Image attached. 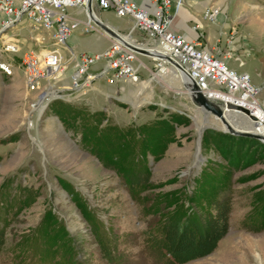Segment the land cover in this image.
I'll return each instance as SVG.
<instances>
[{
  "label": "rangeland",
  "instance_id": "rangeland-1",
  "mask_svg": "<svg viewBox=\"0 0 264 264\" xmlns=\"http://www.w3.org/2000/svg\"><path fill=\"white\" fill-rule=\"evenodd\" d=\"M179 4L184 16L196 23L190 27L196 26L201 46L227 54L226 67L246 74L259 90L258 103H264V0ZM207 10L217 11L213 21L205 18ZM68 13L85 20L75 10ZM94 14L122 36L132 26L130 18L112 11ZM72 33L76 41L69 49L74 55L93 53L104 42L106 46L109 35L102 29L84 34L81 27ZM130 37L150 47L144 35L135 32ZM4 38L15 42L16 52L3 51ZM49 43V34L31 30L24 18L0 34V264H161L152 246L164 218L174 212L203 215L208 209L203 196L209 181L200 184L204 173L216 179L225 176L228 228L210 255L185 264H264V149L249 140L237 143L236 136L223 133L220 121L191 103L181 82L159 75L156 62L141 56L137 58L148 71L139 68L136 86L97 81L80 100L69 101L65 76L62 83L42 84L39 91L28 93L21 56L49 48ZM61 53L68 71L69 51ZM143 85L142 102L136 106L133 94ZM55 92L58 97H51ZM75 112H101L100 129L110 126L129 134L175 117L169 141L156 158L145 154L141 168L148 172L146 187L130 193L113 169L85 149L79 133L62 122L66 118L78 127ZM233 118L239 128L249 129ZM198 127L202 159L193 167ZM113 139L114 134L103 139L104 148L112 147ZM97 236L113 250L114 263L101 258Z\"/></svg>",
  "mask_w": 264,
  "mask_h": 264
},
{
  "label": "built area",
  "instance_id": "built-area-1",
  "mask_svg": "<svg viewBox=\"0 0 264 264\" xmlns=\"http://www.w3.org/2000/svg\"><path fill=\"white\" fill-rule=\"evenodd\" d=\"M179 8V0H0V14L4 16L0 21V34L16 27L22 18L30 24L31 30L49 34V48L43 46L21 56L25 90L34 93L42 84L63 82L67 70L61 50H66L67 39L77 28L81 27L85 34L100 29L95 23L100 21L94 11L108 10L117 17H128L132 20L128 34L107 35L108 45L100 52L74 55L69 51L66 100H80L92 90L95 81L137 85L139 68L148 71L137 58L141 56L156 62L158 73L173 71L181 78L182 86L186 83L194 87L222 114L229 110L249 128L244 133L260 136L262 140H254L264 146V103L256 99L259 90L250 84L246 74H237L226 67L227 54L201 46L196 26L189 28L190 38L179 33L181 24H175ZM69 10L79 11L85 20L69 15ZM216 14V10H207L204 16L213 21ZM135 32L144 35L150 47L133 41L130 34ZM3 40V51H17L14 41ZM35 41L38 42V38ZM132 48L150 49L152 51L148 52L154 55H139ZM2 71L9 74L5 68ZM56 92L51 97L57 98ZM188 93L184 88V94L188 96Z\"/></svg>",
  "mask_w": 264,
  "mask_h": 264
},
{
  "label": "trees",
  "instance_id": "trees-1",
  "mask_svg": "<svg viewBox=\"0 0 264 264\" xmlns=\"http://www.w3.org/2000/svg\"><path fill=\"white\" fill-rule=\"evenodd\" d=\"M101 115V112L89 115L79 112L73 114V121L76 120L78 127L73 123H67L66 118H62V122L79 133L85 149L94 155L103 167L113 169L130 193L146 187L148 172L141 168L145 154L150 153L156 158L157 152L159 153L169 141L167 137L173 129L175 117H171L172 120L169 118L154 121L150 125L136 129L135 134H129L127 130L118 131L110 126L106 127L107 129H100L99 125L103 120ZM113 134L112 147L104 148L103 139ZM234 138L237 143L249 140L264 149L256 140L245 137ZM133 146L136 147L135 151ZM224 177L222 175L221 178L216 179L204 173L202 179L204 182L200 184L209 181L208 192L203 196L209 210L203 211V215L188 213L184 216L174 212L164 218L159 230V238L152 246L161 264H185L206 257L224 237L228 228L230 207L229 198L226 196L227 189L224 188ZM96 244L101 258L114 263L115 256L107 242L97 236Z\"/></svg>",
  "mask_w": 264,
  "mask_h": 264
},
{
  "label": "water",
  "instance_id": "water-1",
  "mask_svg": "<svg viewBox=\"0 0 264 264\" xmlns=\"http://www.w3.org/2000/svg\"><path fill=\"white\" fill-rule=\"evenodd\" d=\"M87 11L88 14H90V7L89 5L87 6ZM96 25L102 29L103 31L107 32L109 35L116 37V33L111 30L109 27H107L106 25H103L100 22H96ZM3 32H1L2 34ZM132 50L139 54V55H154L144 49H140V48H132ZM184 88H186L189 93H188V98L190 99L191 103L193 105H195L197 108L202 109L204 112L209 113L210 115H213L214 117H216L217 119L220 120L223 129H220L223 133H227L231 136H236V137H245V138H252V139H257V140H262V138L260 136L254 135V134H249V133H244V132H238L235 131L233 129H231L223 120V116H222V112L221 110L214 104H212L211 102L207 101L206 99H204L200 93L196 92L194 87H190L188 84H184L183 85ZM43 96L41 95L40 98H42ZM201 127H198L197 132H198V140H197V147H196V152H195V156H194V161L192 166L193 167H197L198 166V162L202 159L200 157V153H199V139H200V134H201Z\"/></svg>",
  "mask_w": 264,
  "mask_h": 264
},
{
  "label": "crops",
  "instance_id": "crops-1",
  "mask_svg": "<svg viewBox=\"0 0 264 264\" xmlns=\"http://www.w3.org/2000/svg\"><path fill=\"white\" fill-rule=\"evenodd\" d=\"M138 1H140V0H138ZM75 13L76 14H81L79 11H77V10H75ZM178 15H181V16H178ZM178 15H177V18L175 19V24L177 25V26H179L180 24V30H179V33L180 34H182V35H184L185 37H187V38H190L191 37V33H190V30H189V28H190V24H196L195 22H193V23H191V17L190 16H188V15H186L185 14V16H184V11L181 9V8H179V10H178ZM182 16H184V19L182 20ZM4 18V16L2 15V14H0V21L2 20ZM79 20V19H78ZM81 21H83V20H81ZM99 21H100V19H99ZM111 28H112V26H111ZM114 28V27H113ZM112 30V29H111ZM83 33V32H82ZM117 33V32H116ZM85 34V33H84ZM119 34V33H118ZM6 40H8V39H6ZM75 41H76V36L73 34V33H71L70 34V36H69V38L67 39V42H66V50L65 51H70V52H72L69 48H71L73 45H74V43H75ZM105 41V40H104ZM134 41V40H133ZM136 42V41H135ZM137 43V42H136ZM107 45H108V39H107V44H106V46H105V42H104V45L102 46V47H99V49L97 50V51H95V52H93V53H97V52H100L101 50H103L104 48H106L107 47ZM4 66H6V65H4ZM5 69H7L8 71H9V68L6 66L5 67ZM164 74H166L169 78H171V79H174V81L175 82H179L180 83V80H178L177 79V77L173 74V72L171 73V72H169V70L168 71H163V72H159V75H164ZM69 75V70L67 71V73H66V76H68ZM95 82H97V81H95ZM95 82H93V84H92V89L94 88V84H95ZM118 84H120V83H118ZM125 84H128V83H125ZM181 84V83H180ZM115 85H117V84H115ZM129 85H131V84H129ZM136 86V85H135ZM145 85H143L142 87L140 86L139 87V89H138V91H136L134 94H133V102H137L136 103V106H138L139 105V102H142V97H140V94H141V92L143 91V89L145 88L144 87ZM95 89V88H94ZM140 93V94H139ZM143 99H145V97H143ZM135 106V105H134ZM203 124H205V123H203Z\"/></svg>",
  "mask_w": 264,
  "mask_h": 264
},
{
  "label": "bare ground",
  "instance_id": "bare-ground-1",
  "mask_svg": "<svg viewBox=\"0 0 264 264\" xmlns=\"http://www.w3.org/2000/svg\"><path fill=\"white\" fill-rule=\"evenodd\" d=\"M5 40L7 39V38H4ZM148 51H152V50H150V49H148ZM171 72H173V71H171ZM173 74L177 77V79L178 80H180V82H181V78L179 77V76H177L174 72H173ZM182 85V84H181ZM199 110H200V108H198ZM228 109V108H227ZM202 110V109H201ZM203 111V110H202ZM229 110H227V112H225V113H223L222 114V116H223V120L225 121V123L231 128V129H233V130H235V131H238V132H244V129H241V128H239V125H238V123L234 120V118H233V114L232 113H229L228 112ZM203 113L205 114V115H209V113H207V112H204L203 111ZM233 116H232V115ZM235 117V116H234ZM215 119H217L216 117H215ZM218 121H220L219 119H217ZM220 129H223V127L222 128H220Z\"/></svg>",
  "mask_w": 264,
  "mask_h": 264
}]
</instances>
